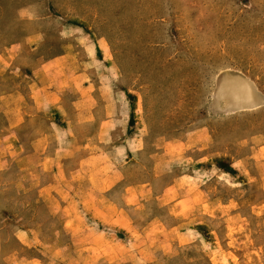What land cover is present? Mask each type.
Wrapping results in <instances>:
<instances>
[{
  "label": "rangeland",
  "instance_id": "obj_1",
  "mask_svg": "<svg viewBox=\"0 0 264 264\" xmlns=\"http://www.w3.org/2000/svg\"><path fill=\"white\" fill-rule=\"evenodd\" d=\"M0 264H264V0H0Z\"/></svg>",
  "mask_w": 264,
  "mask_h": 264
},
{
  "label": "crops",
  "instance_id": "obj_2",
  "mask_svg": "<svg viewBox=\"0 0 264 264\" xmlns=\"http://www.w3.org/2000/svg\"><path fill=\"white\" fill-rule=\"evenodd\" d=\"M34 82V81H33ZM41 82V81H40ZM45 83H43V84H41V85H36V91L37 92H35V93H37V94H29L28 95V97H29V99H30V101L32 102V104H36V106L37 107H35L34 106V108H33V112L34 113H32V114H38L41 110L43 111V109H42V107H40V106H38L37 105V103H42V102H40V98H42L43 100L44 99H50V97H52V96H54V95H58V94H39L40 92H39V90L40 89H43V90H45V91H47V92H49V90H46V88H45V85H44ZM35 87V86H34ZM41 87V88H40ZM34 91H35V89H33Z\"/></svg>",
  "mask_w": 264,
  "mask_h": 264
},
{
  "label": "clouds",
  "instance_id": "obj_3",
  "mask_svg": "<svg viewBox=\"0 0 264 264\" xmlns=\"http://www.w3.org/2000/svg\"><path fill=\"white\" fill-rule=\"evenodd\" d=\"M24 15V13H23V11H21V16H23Z\"/></svg>",
  "mask_w": 264,
  "mask_h": 264
}]
</instances>
